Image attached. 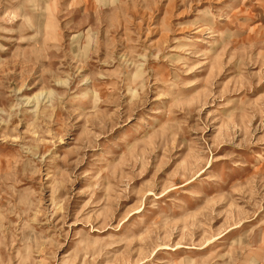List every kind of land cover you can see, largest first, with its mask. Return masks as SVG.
Wrapping results in <instances>:
<instances>
[{
	"label": "rangeland",
	"instance_id": "374dc122",
	"mask_svg": "<svg viewBox=\"0 0 264 264\" xmlns=\"http://www.w3.org/2000/svg\"><path fill=\"white\" fill-rule=\"evenodd\" d=\"M0 264H264V0H0Z\"/></svg>",
	"mask_w": 264,
	"mask_h": 264
}]
</instances>
